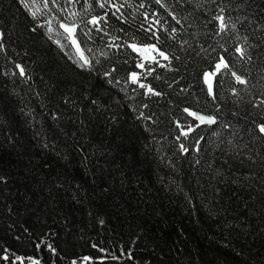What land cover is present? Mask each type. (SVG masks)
Instances as JSON below:
<instances>
[{"label":"trees","instance_id":"16d2710c","mask_svg":"<svg viewBox=\"0 0 264 264\" xmlns=\"http://www.w3.org/2000/svg\"><path fill=\"white\" fill-rule=\"evenodd\" d=\"M118 2L127 22L110 16L108 36L87 41L77 29L93 60L86 70L70 59L59 23L83 27L103 9L28 0L29 11L0 0V256L9 255L0 264H264V136L256 130L264 107L254 106L264 99V0ZM221 9L229 28L218 35ZM149 25L157 46L179 57L143 80L161 96L124 83L141 59L127 44L157 43ZM112 37L121 48L105 47ZM220 56L249 84L217 75L214 101L202 74ZM16 64L27 82L13 75ZM113 66L115 86L102 76ZM185 107L217 124L177 140L176 121L197 123ZM140 112L152 119H137Z\"/></svg>","mask_w":264,"mask_h":264},{"label":"snow or ice","instance_id":"6c2138e0","mask_svg":"<svg viewBox=\"0 0 264 264\" xmlns=\"http://www.w3.org/2000/svg\"><path fill=\"white\" fill-rule=\"evenodd\" d=\"M66 2L69 5H74L80 2V0H66ZM84 2V11L85 13L89 12L92 7L93 3L99 7L100 9L104 10L103 15H91L90 18H88L86 21H84V26L81 27L79 24L73 22V23H64L61 22L59 24V27L63 29L64 33H66V39L70 41V47L74 49V54L70 55V59H73V62L77 64L78 67L81 69L86 70H92L93 69V60L87 57L84 54V49L81 47V42L78 39L76 33L77 29L80 30V33L83 35V37L86 38L87 41H93L95 39V36L93 33L99 34L100 38L103 39L105 36H108L109 33L105 30V25L108 24L109 17H115L117 20L121 22H127V18L124 16V14L121 12V9L124 7L123 3H119L118 0H83ZM157 4H160L161 7H164V4L162 3V0H155ZM20 3L24 6L26 10L31 11L30 4L28 3V0H20ZM45 6L48 4V0H44ZM51 3L53 5L58 4V0H51ZM143 6V5H141ZM66 9L61 8V11H65ZM33 17H35V13H31ZM71 15L73 17L79 15L77 12H72ZM147 19V17H146ZM175 19V17H173ZM214 19L218 22V35L220 33H224L228 30L229 25L225 21V17L223 15V9H221V13L219 15L214 16ZM157 25L160 24V21L157 19L155 21ZM179 23V21H177ZM146 32H149L151 34V38H155L157 43L153 44H146V45H137L136 43H130L127 44V47L132 50V52L137 53L140 55L141 59L139 62L136 63L135 67L139 69L140 71H132L128 73L127 79L124 81V83L135 85L136 87L133 88V91H136L137 89H144V95L145 96H161L162 93L154 89L150 84L144 83L143 80H145L148 76L152 75L157 67L160 68H167L169 67L171 61L173 59H179V57H173L167 54L165 51H163L161 48L157 46L159 42V36L157 35V32L153 30L152 25H149L148 28L143 29ZM35 31V28L33 29ZM49 31H51V28H49ZM173 32H175V29H172ZM3 32H0V40L3 39ZM118 37H112L111 42L107 43L105 47L108 49L116 48L119 49L122 47V45L116 43V40ZM56 43L59 45L60 42L56 41ZM184 43H187L185 41ZM63 48V46H61ZM4 45L3 43H0V52H3ZM88 51H91V49H88ZM235 52L240 56L241 59H244L247 57L248 60H251V57L247 55V51L243 46H238L235 48ZM149 53H152L153 55H148ZM101 56H107L106 52L101 51ZM157 57L161 58L162 60L168 62L167 64H161L160 60L157 59ZM98 62V61H97ZM152 65H155L153 67ZM17 72H14L13 75H18L19 77L24 78L25 82L30 78L28 76V73L26 72L25 68L21 64L15 65ZM117 72V68L113 66L109 70L103 72L102 76L107 81L108 84L112 85H119L121 83L118 79H113V73ZM225 72L230 74V76L233 78L234 82L237 84L245 85L247 86L249 84V81L247 78L243 77L242 75L238 74L236 71L232 70V67L230 63L225 59L224 56H220L218 61L214 64L213 70L206 71L202 74V80L207 85V92L208 95L215 101L217 99V93L213 87L212 83H209V80L211 77H215L217 75H223ZM6 74V73H5ZM159 78V77H157ZM219 83V81H218ZM122 91L124 89H121ZM232 95H237V90L235 88L231 89ZM69 101L67 98L65 99V103H68ZM92 104H96L97 101L92 100ZM255 107H264V99L259 100L258 104L254 105ZM145 108L148 107V105H144ZM23 111V109H21ZM183 112L187 114V116L192 117L194 121H197L195 124H189L185 128L184 125H182L179 121H176L177 128L180 129L179 135L176 137L177 140H180L181 137H184L187 139L189 135L196 131V129L200 128L201 125H215L217 124V117L215 115H202L199 112L193 111L187 107L183 109ZM56 117L53 116V119ZM137 119H146L151 120V116H145L143 112H140L139 115L136 117ZM113 120H115V117H112ZM225 128L228 127L227 124L224 125ZM256 130L259 135L264 136V122L256 123ZM3 134L6 137V141L9 144L14 143V136L8 132L7 129L3 130ZM204 139V137H199L195 141V145L193 146L195 150L198 152L200 150V142ZM3 145L0 144V147ZM44 147H47V144L44 145ZM179 150L183 154H187L190 152V148L186 146L184 143L179 144ZM199 163V161H197ZM3 180V177H0V181ZM43 243V241H41ZM37 248L40 247V243L36 245ZM47 247L55 253V248L52 247V245H47ZM6 251V250H5ZM114 259L116 257H113ZM129 258L131 257V254H129ZM0 259L4 261L9 260V255L4 254L0 256ZM17 260L20 259V257H16ZM85 260L89 259L88 257L84 258ZM32 264H40L39 260H32ZM72 264H76V261L73 260Z\"/></svg>","mask_w":264,"mask_h":264}]
</instances>
